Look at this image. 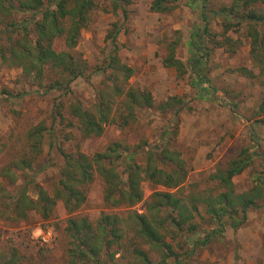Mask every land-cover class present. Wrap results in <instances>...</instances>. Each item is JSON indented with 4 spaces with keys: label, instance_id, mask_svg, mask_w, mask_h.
Wrapping results in <instances>:
<instances>
[{
    "label": "rangeland",
    "instance_id": "1",
    "mask_svg": "<svg viewBox=\"0 0 264 264\" xmlns=\"http://www.w3.org/2000/svg\"><path fill=\"white\" fill-rule=\"evenodd\" d=\"M50 1L44 0L46 4ZM93 1L96 7L90 11L74 49L69 50L62 39L53 42L55 51H70L86 65L85 75L74 79L67 93L64 88L50 87L52 81L68 76L62 70L45 68L39 84L31 74L24 76L20 67L0 56V264H69L72 240L65 233L67 219L83 217L94 228L102 213H116L125 219L123 237L110 250L114 255L101 254L102 264H139L132 255L135 245L147 251L151 262H159V254L135 237L129 214L147 213L145 202L153 192L166 190L161 185L142 181L141 202L132 208H113L104 202V183L95 172L93 180L82 186L84 203L73 213L61 200L56 201L48 218L38 210H27L26 216L20 217L10 206L23 187L33 200L38 189L52 197L66 155L92 157L115 143L120 158L114 165L122 181L129 164L143 165L147 153L159 150L158 146L166 144L178 154L186 177L167 191L181 199L192 217L182 230L165 232L164 237L184 263L264 264V124L260 122L264 116H257L264 95V72L249 54L250 39L243 27L228 33L237 43L234 53L226 47L212 51L205 67L209 77L206 91L194 84L188 66L192 64L190 33L202 24L200 12L208 14L211 30L220 35V17L211 12L228 6L231 0H168L171 8L162 12L151 10L152 0ZM31 16L15 10L4 13L0 29L5 34L12 31L18 39L21 29L8 25L24 20L31 30ZM113 25L119 29L120 61L132 69L128 80L120 75L115 83L105 71L112 49L106 36ZM29 37L34 44L33 33ZM170 42L175 43L176 58L186 66L185 72L163 65ZM244 69L253 75H245ZM127 89L149 92L153 106H135L133 118L125 117L129 112ZM173 97L177 102L171 101ZM103 100L111 107V120L103 125L100 135L84 136L70 106L80 103L95 113ZM168 101L171 106L159 108ZM242 149L253 153V162L232 178L235 194L251 192L260 185L263 195L244 216L236 214L234 220L225 217L218 223L209 208L226 189L211 175ZM230 222L239 223L232 228ZM48 229L52 241L43 244L39 236ZM166 262L174 264L175 258Z\"/></svg>",
    "mask_w": 264,
    "mask_h": 264
},
{
    "label": "trees",
    "instance_id": "2",
    "mask_svg": "<svg viewBox=\"0 0 264 264\" xmlns=\"http://www.w3.org/2000/svg\"><path fill=\"white\" fill-rule=\"evenodd\" d=\"M95 7L93 0H51L47 4L44 0H0V26L1 16L4 13L9 14L15 10L32 14L31 30L28 22L24 20L11 22L8 25L13 30L21 29L18 39L13 37L12 31L5 34L0 29V43L3 39L5 40L0 45L1 58L8 59L20 67L24 76L29 77L31 74L33 81L39 84L44 78L45 68L62 70V73L68 76L63 81L58 79L52 81L50 87L62 90L64 88L67 93L70 83L85 75L86 65L83 59L74 57L70 51H55L53 42L56 39H62L69 50L74 49L81 30L88 23L90 11ZM150 8L152 11L162 12L171 7L168 5V0H152ZM203 8L205 9L206 6L203 5ZM203 11L200 12L202 24L190 33L192 64L188 66L194 84L206 91L209 77L205 67L212 51L214 48L226 47L228 52L234 53L237 43L228 33L239 31L242 27L246 29V35L250 39L249 54L255 66L259 67L260 72L263 73L264 0H231L228 6L211 12L214 16L220 17V25L223 28L220 35L211 30L210 18ZM113 29L106 36L110 39L112 49L107 56L105 71L109 72L110 80L115 83L120 75L123 80H128L132 75V69L120 61L116 41L119 29L117 25H113ZM30 33L35 36L34 44L29 37ZM218 36H221V39ZM175 48V43L168 44L169 53L163 59V65L185 72L186 66L176 58ZM244 74L253 75V72L244 69ZM114 88L119 90L117 94H122L120 88ZM125 98L129 108L125 117L133 118V107L135 106H153L152 97L147 91L135 93L127 89ZM171 101L177 102V99L173 97ZM171 101L160 104L159 108L165 110L166 106H171ZM70 112L80 122L84 136L100 135L103 125L111 120L109 117L111 107L108 100H103L96 105L95 113L84 109L80 103L72 104ZM257 116H264V95L257 109ZM260 122L264 124V119H260ZM39 132L40 130L36 129L35 133L39 134ZM117 146L116 143L114 146L110 145L103 153H95L92 157L83 153L66 155L65 165L62 167L61 178L54 195L51 197L43 189H38L37 199L33 200L26 194V187H23L10 205L12 210L20 217H25L27 210H38L44 218H48L56 201L61 200L64 208L69 213H73L84 203L86 197L82 186L93 180L95 172L103 180V200L108 206L132 208L143 199L142 181H149L165 187L166 190L152 193L149 200L145 202L147 213L140 214L131 211L129 218H131L135 237L142 244H146L149 249L156 251L160 260L158 263L151 262L147 251L136 245L132 249V255L139 264H166L169 257L175 258L174 264H186L164 237L165 232L182 230L183 225L187 224L192 217L181 199L173 192L167 191V189L178 187L186 177V171H184L178 154L172 152L166 144L158 146L159 150H150L147 153L143 165L129 164L126 168L125 181H122L114 165L120 158ZM107 161L110 162L109 165L105 163ZM252 162L253 153L242 149L224 165L225 167L212 173L211 178L218 180L226 189L214 198L215 201L209 208L212 219L218 223L223 222L225 217L234 220L236 214L244 216L249 208L257 206V200L263 195L260 185L251 192L235 194L232 182V178L241 174ZM159 163L163 165L160 166ZM122 220L125 219L116 213H102L93 228L86 218L67 219L65 233L72 240L69 264L78 262L102 264L99 257L101 254L114 255V251L110 250L123 237ZM238 223L230 222L229 224L235 228Z\"/></svg>",
    "mask_w": 264,
    "mask_h": 264
},
{
    "label": "built area",
    "instance_id": "3",
    "mask_svg": "<svg viewBox=\"0 0 264 264\" xmlns=\"http://www.w3.org/2000/svg\"><path fill=\"white\" fill-rule=\"evenodd\" d=\"M40 242L43 244L50 243L52 241V232L50 229L42 231L39 236Z\"/></svg>",
    "mask_w": 264,
    "mask_h": 264
}]
</instances>
